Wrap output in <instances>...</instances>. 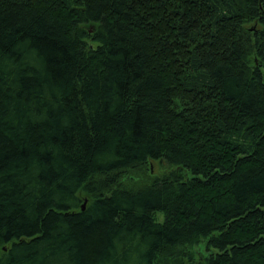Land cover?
I'll return each instance as SVG.
<instances>
[{
    "label": "trees",
    "instance_id": "16d2710c",
    "mask_svg": "<svg viewBox=\"0 0 264 264\" xmlns=\"http://www.w3.org/2000/svg\"><path fill=\"white\" fill-rule=\"evenodd\" d=\"M0 264H264V0H0Z\"/></svg>",
    "mask_w": 264,
    "mask_h": 264
},
{
    "label": "rangeland",
    "instance_id": "374dc122",
    "mask_svg": "<svg viewBox=\"0 0 264 264\" xmlns=\"http://www.w3.org/2000/svg\"><path fill=\"white\" fill-rule=\"evenodd\" d=\"M150 173L153 176H160L163 174L166 170H168V167L166 164H159L156 162H150L149 163ZM194 251L201 252L204 256L208 255L209 253H215L216 251L213 249L206 250L205 248V240L203 239L202 242L193 248Z\"/></svg>",
    "mask_w": 264,
    "mask_h": 264
},
{
    "label": "water",
    "instance_id": "95a60500",
    "mask_svg": "<svg viewBox=\"0 0 264 264\" xmlns=\"http://www.w3.org/2000/svg\"><path fill=\"white\" fill-rule=\"evenodd\" d=\"M90 31H91V30H90ZM86 205H87V200H84L83 204H82L81 207H80V210H81V211H84Z\"/></svg>",
    "mask_w": 264,
    "mask_h": 264
}]
</instances>
